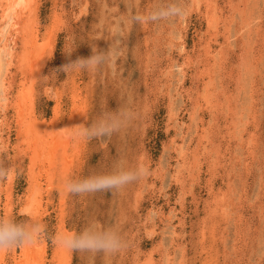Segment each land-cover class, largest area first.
<instances>
[{"label":"rangeland","instance_id":"obj_1","mask_svg":"<svg viewBox=\"0 0 264 264\" xmlns=\"http://www.w3.org/2000/svg\"><path fill=\"white\" fill-rule=\"evenodd\" d=\"M197 1L182 0L181 17L136 24L133 16L166 0H30L18 34L0 0V47L6 39L12 49V57L0 50V81L9 83H0V159L16 167L0 183V215L26 219L35 190V217L49 236L113 228L127 242L114 254L65 249L59 264H264V0ZM113 41L122 48L113 61L58 71ZM121 110L130 119L110 136L76 135ZM31 124L52 134V166L24 142ZM140 164L149 174L123 188L65 189L67 178ZM38 244L41 264H54L60 247L48 238ZM22 248L4 252L0 264H21Z\"/></svg>","mask_w":264,"mask_h":264},{"label":"clouds","instance_id":"obj_2","mask_svg":"<svg viewBox=\"0 0 264 264\" xmlns=\"http://www.w3.org/2000/svg\"><path fill=\"white\" fill-rule=\"evenodd\" d=\"M186 11L182 0H166L146 13L133 16L132 22L136 24L157 23L172 17H181L186 14ZM121 51L119 41H113L106 50L94 47L88 57H78L58 71H93L119 57ZM72 52L69 51L65 54L71 56ZM128 119H130V113L127 111L105 113L92 124L81 125L76 135L86 140L110 136L119 131ZM15 174L16 167L13 162L0 159V183L7 182ZM148 174L147 166L140 164L134 167L120 168L108 174L92 173L85 178H67L65 189L70 194L110 191L137 182ZM25 215L27 218L24 220L0 215V253L12 248L31 246L45 238L70 252L114 254L126 247L127 244L120 233L113 228L103 231L89 228L80 233L58 232L49 236L46 226L33 215L31 209L27 210Z\"/></svg>","mask_w":264,"mask_h":264},{"label":"bare ground","instance_id":"obj_3","mask_svg":"<svg viewBox=\"0 0 264 264\" xmlns=\"http://www.w3.org/2000/svg\"><path fill=\"white\" fill-rule=\"evenodd\" d=\"M197 1V0H196ZM209 1V0H208ZM240 1V0H239ZM245 1V0H244ZM256 2V1H255ZM30 3V0H1V4H2V6L3 5H7V6H5L6 8L4 9V10H2L1 11V13H3V15H5V14H11L10 16V30L9 31H15V33H18L19 32V29H21V24H22V26L23 25H25L24 23H22V19H23V15L25 14V12L26 11H32V10H30L29 9V4ZM197 3H198V1H197ZM234 3V2H233ZM241 3V2H240ZM244 3V2H243ZM247 3V2H246ZM213 4V3H212ZM245 4V3H244ZM243 4V5H244ZM194 5H196V4H194ZM236 5H238V4H236ZM235 5V6H236ZM249 5V4H248ZM31 6V5H30ZM235 6H233V7H235ZM32 7V6H31ZM207 6H205V8H206ZM2 8V7H1ZM204 8V9H205ZM249 8V7H248ZM244 9V8H243ZM247 9V8H246ZM36 10V9H35ZM232 10V9H231ZM237 9H235V11H236ZM239 10V9H238ZM28 11V12H29ZM249 11V10H248ZM247 11V12H248ZM213 12V11H212ZM234 11L232 10V13H233ZM246 11H244V13H245ZM32 13V12H31ZM214 13H216V12H214ZM234 13H236V12H234ZM248 13H250V12H248ZM248 13H247V15H248ZM209 14V13H208ZM207 14V15H208ZM241 14V13H240ZM33 15V14H32ZM204 15H206V14H204ZM217 15V14H216ZM238 15V14H237ZM242 15H243V13H242ZM7 16V15H6ZM6 16H3V17H6ZM202 16V15H201ZM239 16V15H238ZM205 18H207V17H205ZM244 18V17H243ZM247 18V17H246ZM31 19H32V21L34 20L33 18H32V16H31ZM234 19V18H233ZM240 19V18H239ZM26 20V19H25ZM209 20V19H208ZM215 20H216V18H215ZM250 20V19H249ZM248 20V21H249ZM252 20V19H251ZM2 21H3V19H2ZM26 21H28V20H26ZM25 21V22H26ZM31 21V22H32ZM212 21V20H211ZM241 22H242V20H240ZM4 22V21H3ZM55 22V21H54ZM250 22V21H249ZM6 23V22H5ZM4 23V24H5ZM34 23H35V21H34ZM209 23H211V22H209ZM234 23H235V20H234ZM208 24V23H207ZM213 24V23H212ZM32 25V24H31ZM1 26H2V24H1ZM9 26V25H8ZM7 26V27H8ZM212 26V25H211ZM211 26H209L211 29H212V27ZM244 26V25H243ZM242 26V27H243ZM246 26V25H245ZM245 26H244V28H245ZM5 27V26H4ZM25 27V26H24ZM33 27V26H32ZM248 27H250L249 25H248ZM2 29V28H1ZM29 29H30V27H29ZM53 29V28H52ZM254 29V28H253ZM252 29V30H253ZM23 30V29H22ZM21 30V31H22ZM32 30V29H31ZM210 30V29H209ZM237 30V29H236ZM241 31H242V29H240ZM24 31H26V30H24ZM28 32H30L29 30H27ZM212 31H213V29H212ZM235 31V30H234ZM244 31V30H243ZM32 32V31H31ZM227 32V31H226ZM3 33V32H2ZM22 33V32H21ZM34 33V32H33ZM215 33V32H214ZM250 33V32H249ZM19 34V33H18ZM30 34V33H29ZM28 34V35H29ZM32 34V33H31ZM30 34V35H31ZM165 34V33H164ZM239 34V33H238ZM245 34H246V32H245ZM255 34H256V32H255ZM2 35V34H1ZM25 35H27V34H25ZM29 35V36H30ZM249 35V34H248ZM8 36V35H7ZM32 36H34V35H32ZM32 36L30 37V38H32ZM50 36V35H49ZM20 37V36H19ZM27 37V36H26ZM247 37V36H246ZM249 37H250V35H249ZM6 38V37H5ZM25 38V37H24ZM34 38L35 37H33V39H31V42H33V40H34ZM0 39H1V37H0ZM7 39H8V37H7ZM245 39V38H244ZM250 40V39H249ZM252 40V39H251ZM9 41V40H8ZM6 42V39H5V41H3V46H1L0 47V50H6V57H12V53H11V51H12V49H11V47H9L8 48V46H7V44L6 43H10V46H11V42L9 41V42ZM14 41V40H13ZM35 41V40H34ZM24 42V41H23ZM169 42H170V40H169ZM228 42V41H227ZM2 43V42H1ZM13 43V42H12ZM28 43H30V42H28ZM27 43V44H28ZM23 44V43H22ZM227 44V43H226ZM243 44V43H242ZM264 44V43H263ZM9 45V44H8ZM25 46L24 47H27V45L26 44H24ZM30 46V45H29ZM3 47V48H2ZM31 47V46H30ZM36 48V47H35ZM34 48V49H35ZM234 48V47H233ZM39 49V48H38ZM29 50V49H28ZM31 50V49H30ZM33 50V49H32ZM208 50V49H207ZM206 51V50H205ZM4 52V51H3ZM52 52V51H51ZM158 52V51H157ZM181 52V51H180ZM29 53V52H28ZM182 53H183V51H182ZM240 53V52H239ZM223 54V53H222ZM32 56V55H31ZM30 56V57H31ZM4 57V56H3ZM2 57V58H3ZM33 57V56H32ZM1 58V59H2ZM20 58V57H19ZM42 58V57H41ZM206 58V57H205ZM208 58H209V56H208ZM220 58V57H219ZM30 59V58H29ZM189 59V58H188ZM226 59V58H225ZM2 60H5V59H2ZM1 60V61H2ZM11 60V59H10ZM33 60V59H32ZM222 60V59H221ZM224 60V59H223ZM6 61H7V59H6ZM13 61V60H12ZM19 61V60H18ZM210 61V60H209ZM243 61V60H242ZM21 62V61H20ZM205 62H206V60H205ZM184 63V62H183ZM187 63V62H186ZM176 64V63H175ZM179 65V64H178ZM17 66V65H16ZM172 66H173V64H172ZM181 66V65H180ZM179 66V67H180ZM175 67V66H174ZM9 68V67H8ZM7 68V69H8ZM178 68V67H177ZM180 69V68H179ZM182 69V68H181ZM236 69V68H235ZM241 70V69H240ZM173 71V70H172ZM261 71V70H260ZM185 72V71H184ZM183 72V73H184ZM8 73V72H7ZM30 73V72H29ZM178 74V73H177ZM210 75V74H209ZM30 76V75H29ZM75 76V75H74ZM5 77V76H4ZM34 77V76H33ZM184 77V76H183ZM182 77V78H183ZM32 78V77H31ZM1 79V78H0ZM74 79H76V78H74ZM18 80V79H17ZM9 81V80H8ZM31 82V81H30ZM33 82V81H32ZM0 83H1V81H0ZM23 83V82H22ZM209 83V82H208ZM211 83V82H210ZM30 84V83H29ZM6 85H9V83L8 82H6V80H5V78H4V80L2 81V83H1V86L3 87V88H5V86ZM12 85V84H11ZM10 85V86H11ZM17 85V84H16ZM9 86V87H10ZM23 86V85H22ZM25 86V85H24ZM11 88V87H10ZM30 88V87H29ZM73 88V87H72ZM23 90H24V88H23ZM29 90V89H28ZM157 90V89H156ZM1 91H3V90H1ZM76 91V90H75ZM9 92V91H8ZM8 92H6V96L8 95L7 93ZM21 92V94H23L22 95V97H24V98H22L23 99V101H25L26 100V97L29 95V93L27 92V91H25V93H23L22 91H20ZM19 92V93H20ZM5 93V92H4ZM18 93V94H19ZM27 93H28V95H27ZM105 93V92H104ZM75 94V93H74ZM204 94H205V92H204ZM4 96V95H3ZM2 96V97H3ZM5 96V97H6ZM16 96V95H15ZM31 96V95H30ZM75 96V95H74ZM8 97V96H7ZM205 97V96H204ZM209 98V97H208ZM1 99V98H0ZM8 99V98H7ZM205 99V98H204ZM5 100V99H4ZM29 100V99H28ZM198 100V99H197ZM209 100V99H208ZM9 100H7V102H8ZM27 101V100H26ZM25 101V102H26ZM217 101V100H216ZM15 102V101H14ZM21 102V101H20ZM212 102V101H211ZM23 103V102H22ZM20 104L19 103V106L20 105H23V104ZM210 103V102H209ZM3 104H5V103H3ZM205 104V103H204ZM6 105V104H5ZM11 106H12V104H10ZM206 105V104H205ZM209 105V104H208ZM15 106V105H14ZM18 106V107H19ZM27 106H28V104H27ZM227 106V105H226ZM10 107V106H9ZM16 107V106H15ZM6 107H4V109H5ZM12 108V107H11ZM21 108H23V107H21ZM227 108V107H226ZM262 108V107H261ZM13 109V108H12ZM20 109V108H19ZM24 109V108H23ZM5 110H7V109H5ZM4 110V111H5ZM25 110V109H24ZM23 110V111H24ZM173 110V109H172ZM171 110V111H172ZM231 112V111H230ZM4 113V112H3ZM27 113V112H26ZM171 113H173V112H171ZM32 115V114H31ZM76 115V114H75ZM170 115V114H169ZM19 116H21V117H25V116H27V114H21V115H19ZM3 117V116H2ZM177 117V116H176ZM238 117V116H237ZM29 118V117H28ZM178 118V117H177ZM16 119V118H15ZM19 119V118H18ZM22 120H24V118H22ZM28 120V119H27ZM177 121V120H176ZM236 121V120H235ZM19 122H21L20 120H19ZM18 122V123H19ZM23 123V122H22ZM1 124V123H0ZM29 124V123H28ZM74 124H75V122H74ZM177 124V123H176ZM235 124V123H234ZM181 126V125H180ZM236 126V125H235ZM26 127V128H25ZM55 127V126H54ZM24 134H25V141L24 142H30V144H29V146H31V148L33 149V150H35V152H36V155H39V157H40V159L39 158H37L39 161H42V158L45 156H42L43 154H48L47 155V157L45 156L44 157V161H43V163H46V164H48L49 166H52V164H51V161L52 160H54V149L57 147H53L54 149H51V148H49V147H51L50 145H48L47 146V138L49 137V136H47V135H50V136H52V134H50L49 132H38V131H36V130H34L33 129V126H32V124L31 125H29L28 127L25 125L24 126ZM72 128V127H71ZM180 128V127H179ZM51 129H53V128H51ZM58 129V128H57ZM182 129V128H181ZM240 129V128H239ZM56 130V129H55ZM179 130V129H178ZM229 130V129H228ZM242 130V129H241ZM53 131V130H52ZM183 131V130H182ZM240 131V130H239ZM129 132V131H128ZM180 132V131H179ZM20 134V133H19ZM54 134V133H53ZM61 134V133H60ZM21 135V134H20ZM20 137V136H19ZM24 137V136H23ZM22 139V138H21ZM55 139V138H54ZM65 139V138H64ZM67 139V138H66ZM20 140V139H19ZM52 140V139H51ZM74 140V139H73ZM83 140V139H82ZM54 141H56V140H54ZM67 141V140H66ZM23 142V141H22ZM61 142V141H60ZM57 143V142H56ZM72 143V142H71ZM45 144V145H44ZM57 144H59V143H57ZM60 145V144H59ZM66 145V144H65ZM69 146H71V145H69ZM73 146V145H72ZM71 146V147H72ZM63 147H64V145H63ZM70 148V147H69ZM214 148V147H213ZM46 149V150H45ZM57 149V148H56ZM55 149V150H56ZM220 149V148H219ZM58 150H59V148H58ZM57 150V151H58ZM63 150V149H62ZM197 150V149H196ZM217 150V149H216ZM53 151V152H52ZM59 151H61V150H59ZM48 152V153H47ZM56 152V151H55ZM72 152V151H71ZM59 153V152H58ZM62 153V152H61ZM66 152H64V154H65ZM201 153V152H200ZM73 154V153H72ZM217 154V153H216ZM71 155V154H70ZM67 156V155H66ZM42 157V158H41ZM49 157V158H48ZM58 157V156H57ZM61 157V156H60ZM63 157V156H62ZM69 158H71V157H68V159ZM57 159V158H56ZM62 160H63V158H62ZM72 160V159H71ZM194 161V160H193ZM59 162V161H58ZM69 162V161H68ZM39 163H41V162H39ZM76 163V162H75ZM56 164V163H55ZM63 164V163H62ZM196 164V163H195ZM45 165V164H44ZM60 165V164H59ZM69 165V164H68ZM197 165V164H196ZM57 166V165H56ZM64 166V165H63ZM58 167V166H57ZM61 167V166H60ZM72 167H73V165H72ZM56 168V167H55ZM71 168V167H70ZM63 169V171H61L60 173H59V175L60 176H63V177H65V176H67V170H64V169H67V167H63L62 168ZM52 170H53V168H52ZM68 171H70L69 170V168H68ZM48 172V171H47ZM158 172V171H157ZM53 175V174H52ZM198 175V174H197ZM48 176V175H47ZM50 177V176H49ZM56 177V176H55ZM54 178V177H53ZM52 178V179H53ZM61 179V178H60ZM55 179H53V181H54ZM50 181V180H49ZM31 182V181H30ZM35 189V188H34ZM30 191H31V189H29ZM27 192V191H26ZM32 192V195L30 196V198H28V201H27V203H26V207L24 208V211H27V210H29V209H31V211H32V213H33V215L35 216V214L37 213H34L35 212V209L37 208V205H38V196H37V192L34 190V193H33V191H31ZM8 193H10V192H8ZM61 193V192H60ZM7 194V193H6ZM30 194V193H29ZM39 194V193H38ZM61 195V194H60ZM8 196V195H7ZM27 196V195H26ZM62 196V195H61ZM29 197V196H28ZM27 199V198H26ZM25 199V200H26ZM61 201V200H60ZM7 204V203H6ZM24 205V204H23ZM225 205V204H224ZM6 208V207H5ZM9 208V207H8ZM220 210V209H219ZM39 212V211H38ZM171 213V212H170ZM6 214V213H5ZM183 216V215H182ZM229 216V215H228ZM174 217V216H173ZM172 221H174V220H172ZM168 222V221H167ZM176 234V233H175ZM173 235V234H172ZM13 249V248H12ZM23 249V253H24V255H23V258H24V260H22L23 262H21V264H41L42 263V255H43V257H44V254L43 253H41V252H43V250L42 251H40V249H41V247L39 246V244L37 245V243L36 244H33V245H31V246H26V247H23L22 248ZM3 253L4 252H2V253H0V257L1 256H3ZM39 253H41L42 255H39ZM66 254H67V252L65 251V249H63V248H61L60 247V249H57V251H55V257H54V260H55V263L54 264H59L60 262H61V260L63 259V261L65 260V261H67V259H66ZM52 255H54V252H53V254ZM68 255V254H67ZM19 256V255H18ZM3 260V259H2ZM44 261V260H43ZM170 261V260H169ZM172 261V260H171ZM2 263V262H1ZM66 263V262H65ZM106 263V262H105ZM195 263V262H194ZM19 264V263H18Z\"/></svg>","mask_w":264,"mask_h":264}]
</instances>
